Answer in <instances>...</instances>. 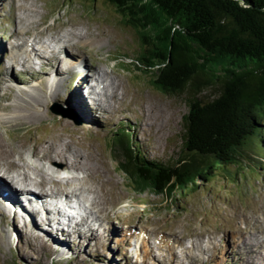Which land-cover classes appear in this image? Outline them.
<instances>
[{
    "label": "rangeland",
    "instance_id": "374dc122",
    "mask_svg": "<svg viewBox=\"0 0 264 264\" xmlns=\"http://www.w3.org/2000/svg\"><path fill=\"white\" fill-rule=\"evenodd\" d=\"M42 21L46 25L38 27ZM71 31L79 32L83 39L74 37L69 42ZM49 36L63 39L60 48L77 45L91 73L102 80V84L93 81L92 85L97 92L107 86L103 91L106 96H96L99 101L85 98V105L79 93L74 102V86L81 77L76 69L61 76L67 83L63 89L61 84L57 87L58 97L47 91L41 80L45 71L50 73L54 68L45 69L42 64V68L36 66L38 70L26 71L22 62L27 54H23L22 44L30 42L39 52L42 45L34 41L42 42ZM140 52L138 32L103 0H0V122L8 119L0 124L4 140L15 146L19 139L37 144L59 125L65 131H77L73 141L86 145L82 150L71 143L64 154L65 166L94 168V162L75 156L87 157L89 149L100 168L99 177L92 179H88L87 170L70 171L85 182L77 194H82L79 199L84 200L86 213L99 221L93 225V237H79L77 245L70 242L65 253L58 252L40 235L36 238L34 229L25 236L19 215L11 213L3 221L0 207V264H264V256L238 249L243 238L252 236L250 241L257 244L264 240V149L248 151L230 173L201 181L197 190L175 200L137 194L128 187L112 147L114 133L129 129L149 159L176 162L183 155V117L189 111V94H167L157 88L153 76L137 62ZM9 77L15 84L7 81ZM113 86L118 87L117 97ZM216 91L210 90L207 98ZM70 101L74 102L72 107ZM78 102L85 108L83 116L72 110ZM95 104L100 108L98 113ZM32 109L40 112L41 119L30 118ZM52 109L63 117L55 116ZM24 146L20 145V150L25 161L45 173L41 155L33 157L32 149ZM88 187L92 193L83 190ZM72 238L74 242L76 237ZM68 242L66 239L64 247ZM260 249L264 253V248Z\"/></svg>",
    "mask_w": 264,
    "mask_h": 264
},
{
    "label": "trees",
    "instance_id": "16d2710c",
    "mask_svg": "<svg viewBox=\"0 0 264 264\" xmlns=\"http://www.w3.org/2000/svg\"><path fill=\"white\" fill-rule=\"evenodd\" d=\"M103 1L138 32L137 62L154 85L189 94L178 161L149 159L129 129L114 133L118 169L133 192L175 200L264 149V0Z\"/></svg>",
    "mask_w": 264,
    "mask_h": 264
},
{
    "label": "bare ground",
    "instance_id": "6f19581e",
    "mask_svg": "<svg viewBox=\"0 0 264 264\" xmlns=\"http://www.w3.org/2000/svg\"><path fill=\"white\" fill-rule=\"evenodd\" d=\"M40 25H46V22L42 21L37 26L39 27ZM68 36H69L68 37L69 42L70 40H73L74 37L83 39L82 35L77 31L76 32L71 31V33H69ZM50 38L51 40L56 41L59 44H62L61 42H63V39L61 40L60 38H56L55 36L54 37L49 36L48 39ZM34 42H39L40 45H42L43 53L37 52V50L33 48L31 44H29L30 42L29 43L26 42L25 44H22L25 45L23 47L24 50L23 54H27L26 58L24 57L25 59H23L24 61L22 62V65L27 72H29V70H32L33 68L36 69V66H38V64L41 65L43 64L45 69L46 67H50L52 69L54 68L57 71L55 72V70L53 69L50 71V73H47V71H45L46 73L44 72L45 75L41 78V80L47 91L49 90V92H51L52 95L58 97L57 87H59V85L61 84V89H63V87H65V84L67 83L66 82L67 79L65 80L61 76L68 75L73 69L74 70L76 69L80 72L79 75L81 77L77 85L74 86L75 88L74 102H76L78 97L80 98L79 93H81L83 97L81 98V101H83L84 99V104H85V98H88L89 100L91 97L92 99L95 98L96 101H99V99L96 96L100 95V93L104 94L103 91L107 86L105 88L103 87L102 92L96 91L95 89L96 85H92L91 82L95 81L102 84V80H98L99 78H96L97 75H94L96 74L95 72L94 74L91 73V69L87 67L89 65L88 64L86 65V60L83 54L81 55V53L77 50L76 48L77 45L72 44L71 47L64 45L62 47V50L58 52L55 48L49 45L50 40L44 42H40V41H34ZM80 50H84V49L80 48ZM71 52L73 56L71 55L70 57ZM66 66H71L72 69L65 70ZM61 68L63 69V71L60 74ZM10 78L11 77L7 79L8 82L9 81L12 82L13 78L11 79ZM90 78L93 79L89 81ZM56 82H57V86L54 87ZM12 83L15 84V81ZM80 84H81V88L79 89ZM113 88L115 89V91ZM112 89L115 92L114 93L115 95L114 94L113 95L117 97L116 93L118 91V87L113 86ZM69 91L70 90L68 88V96H69ZM104 95L106 96V94ZM110 101L111 100L107 98V103L109 105H110ZM74 102L70 101L69 105H71L72 107V103ZM74 106L77 109H72L73 112L76 111L77 113L80 114V116H83V114L85 115L84 113L85 108L83 107V105H81V103L78 102ZM93 108L97 110L98 113L100 109L99 106L95 104ZM87 109L89 110V112L91 111V109H89L88 107ZM32 111L33 112L30 118L34 120L41 119V114L37 109H32ZM52 113L55 116L57 115L58 117H63V115H61V113L57 109H52ZM92 113L94 114V111ZM5 120L8 119H3L2 122H5ZM2 122H0V124ZM60 122H65V121H60ZM60 124L62 127H65L64 124L62 123ZM64 129H61L59 125L58 127L53 128V130H51V132L48 133V135L41 137L40 142L37 143L38 147L36 142L32 143L31 140H29L22 143L21 139L17 141V144H19V146H17V144L15 146L13 145V143H8L9 141L6 142L2 134L0 133V207H2V213H3L2 220L4 221L8 219L11 213H13V215H19L20 218L19 226L20 229L22 230V233H24L25 236H26V232L34 229L36 238L38 235H40L42 240L44 239L43 241L45 243L46 242L49 243L55 249V251L58 252L62 251V253H65V251L71 246L70 242L74 244L75 242L78 243L79 237H86V236H90V238L93 237L94 234L93 225L94 223H99L96 217L94 218L92 215L88 214V212L86 213L84 200L79 199V196H81L82 194H77L78 188L82 189L81 186H83L85 182H83L82 184L81 180L80 181L77 180L78 176L76 177V175L73 174L71 175L70 171L74 170L75 172L76 171L82 172L87 170L88 175L87 174L86 175L88 176V179H92L95 177L96 178L99 177L98 169H100L97 166L98 164L94 160L95 156L89 151V149L86 150L88 152V156H87L88 158L86 157V155L82 157L80 153L76 154L75 156L77 158H83L85 160L89 159L90 161L88 160V162L91 161L94 162L96 164L94 168L92 167L85 168V166H82V164L81 166L76 165V166H72L71 168L69 166L68 167L65 166L66 155L64 154L65 151L71 149L72 147L71 143L75 144L77 147H79L82 150L86 149V145H84L83 142H80L78 140L73 141L76 140L75 132L77 131L75 130L65 131ZM20 145L21 146L25 145L27 146L26 148H31L32 153L34 154L33 157H35L36 154L41 155V158L44 160L43 168L46 167L45 173L41 171L39 172V170L35 169L33 166L30 167V165L25 161L23 157L25 153H23L20 150ZM38 177L41 178L38 179ZM57 187H59V189ZM83 190L86 191L88 190L89 191V192L87 191L88 193L93 192V190L90 187H88L87 189L85 188ZM96 191L98 193L99 190ZM71 195H73V197H75L76 200H78L79 209L76 208L73 211H68L65 208L66 206L68 207L71 206V200H70ZM56 200L64 203L62 206L64 207V209L58 208L59 204L57 205L55 204ZM71 214L74 216L75 215L78 216V218L72 219L70 217ZM95 220L97 222H95ZM246 234L244 233L245 236H250L251 233L250 234L246 233ZM71 237H76V240L73 242L72 240H74V238L71 239ZM66 239L69 242L68 245L64 247V244L66 243ZM251 239L254 238L251 236ZM251 239L243 238L241 242L242 248H238V249H240L241 251L245 250L246 254L252 255L253 253H255V254H260V256H264V253H261V249H260V248H264V240L261 242V244H257L256 241H254L255 243L250 241ZM82 242H84L85 244L89 243V241H82Z\"/></svg>",
    "mask_w": 264,
    "mask_h": 264
}]
</instances>
